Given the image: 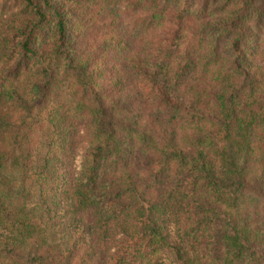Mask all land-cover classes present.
Segmentation results:
<instances>
[{"label": "trees", "instance_id": "1", "mask_svg": "<svg viewBox=\"0 0 264 264\" xmlns=\"http://www.w3.org/2000/svg\"><path fill=\"white\" fill-rule=\"evenodd\" d=\"M0 264H264V0H0Z\"/></svg>", "mask_w": 264, "mask_h": 264}]
</instances>
